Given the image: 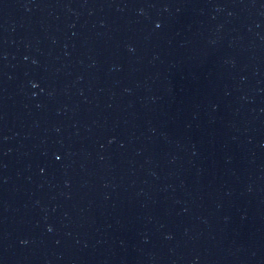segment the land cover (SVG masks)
<instances>
[{"label":"water","instance_id":"95a60500","mask_svg":"<svg viewBox=\"0 0 264 264\" xmlns=\"http://www.w3.org/2000/svg\"><path fill=\"white\" fill-rule=\"evenodd\" d=\"M0 264H264V0H0Z\"/></svg>","mask_w":264,"mask_h":264}]
</instances>
